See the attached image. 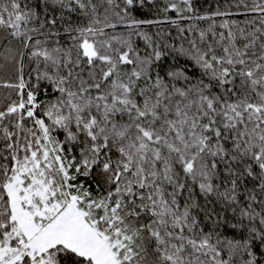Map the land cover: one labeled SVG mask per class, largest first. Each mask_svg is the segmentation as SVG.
Masks as SVG:
<instances>
[{"label": "snow or ice", "instance_id": "1", "mask_svg": "<svg viewBox=\"0 0 264 264\" xmlns=\"http://www.w3.org/2000/svg\"><path fill=\"white\" fill-rule=\"evenodd\" d=\"M0 264H264V0H0Z\"/></svg>", "mask_w": 264, "mask_h": 264}]
</instances>
